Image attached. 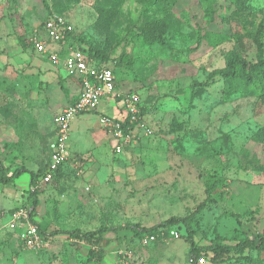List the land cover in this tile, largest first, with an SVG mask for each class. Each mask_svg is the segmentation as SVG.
Returning a JSON list of instances; mask_svg holds the SVG:
<instances>
[{"label": "rangeland", "instance_id": "obj_1", "mask_svg": "<svg viewBox=\"0 0 264 264\" xmlns=\"http://www.w3.org/2000/svg\"><path fill=\"white\" fill-rule=\"evenodd\" d=\"M52 12L79 46L110 59L130 54L117 69L119 90L139 96L148 132L136 127L118 147L97 113L85 112L69 126L67 160L42 182L56 151L53 115L71 96L56 64L32 66V40L45 37ZM263 18L264 0H0V165L37 174L34 185L29 172L0 184V264H191L184 224L147 243L148 233L125 226L186 217L209 185L210 201L187 221L196 242L264 237V90L227 92L231 82L212 75L231 57L255 62ZM260 40L264 49V29ZM17 212L44 229L39 247L23 244ZM102 226L118 229L92 242L65 233ZM197 264H264V251L208 254Z\"/></svg>", "mask_w": 264, "mask_h": 264}, {"label": "built area", "instance_id": "obj_2", "mask_svg": "<svg viewBox=\"0 0 264 264\" xmlns=\"http://www.w3.org/2000/svg\"><path fill=\"white\" fill-rule=\"evenodd\" d=\"M44 34L42 39L32 40L35 53L45 56L53 64L62 66L69 76L79 81L80 91L77 97L54 116L56 125V151L53 162L43 176L42 182L52 179L58 166L68 158L67 143L69 138V126L71 121L85 112L98 114L100 103L103 99L112 97L118 106L124 111L122 118L111 117L105 113L98 115L100 127L107 135L114 139L118 147L130 144L137 136L136 127L144 128L140 123L139 96L135 92H124L117 87L116 78L110 66H96L86 53L77 45L69 44L67 34L72 31V26L60 15L51 13L44 22ZM145 132H148L144 128ZM25 216L26 227L23 234V244L27 248L40 246L41 238L37 226L28 221L27 215L17 212L15 218ZM10 228L15 226L12 221ZM155 235L148 234L144 242L155 240Z\"/></svg>", "mask_w": 264, "mask_h": 264}, {"label": "trees", "instance_id": "obj_3", "mask_svg": "<svg viewBox=\"0 0 264 264\" xmlns=\"http://www.w3.org/2000/svg\"><path fill=\"white\" fill-rule=\"evenodd\" d=\"M263 22L264 18L262 19V23L258 28L257 36L254 39L257 50V55L254 63L248 64L241 57H231L227 61V64L224 68L213 71V76H221L231 82V86L227 88V92H231L232 90H235L237 88L249 86L250 84H254L256 88L264 90V81H261L262 79H264V49L263 44L260 40V33L264 29ZM67 38L71 46L77 45L84 53H86V55L91 60L94 61V64L96 66H110L115 75L117 87L121 88L117 79V69L130 62V54L123 52L119 56L110 59L107 55L101 53V51L95 49L89 43H87L89 46L86 44L85 47H83L82 45L79 46V44L77 42L75 43L74 41L73 29L70 33L67 34ZM144 113L145 111L143 109H140L139 115L142 116ZM23 172H29V184L34 185L37 179V174L35 172L26 170L23 167H17L10 172V170L3 165H0V184H9L14 182ZM45 173H43L41 176H44ZM214 188V185H209L206 188L205 200L197 206L193 213L189 214L186 217L171 216L148 228L141 227L137 223L125 227L138 236L144 235L145 233L156 236L159 235L162 228L184 224L187 231V238L190 244L189 253L191 257V264H197L200 259L207 258L208 254H211V259H217L220 256L227 255L232 252H242L246 249H258L264 251V237L257 234H253L251 236L246 235L243 238L234 241H227L220 237H215L214 239L208 241V243H200L195 241L193 232L190 229L187 221L192 216V214H194V212L199 210L210 201ZM37 193L38 191L36 189L30 191L29 198L32 206L36 203ZM29 214L32 218L34 210H30ZM31 222L37 226L39 236L46 235L42 227L36 224L32 219ZM117 229V227L102 226L88 232L77 229L65 233H67L71 238H82L88 242H92L109 233L116 231ZM59 233L63 232L54 231L53 233H50V235Z\"/></svg>", "mask_w": 264, "mask_h": 264}, {"label": "crops", "instance_id": "obj_4", "mask_svg": "<svg viewBox=\"0 0 264 264\" xmlns=\"http://www.w3.org/2000/svg\"><path fill=\"white\" fill-rule=\"evenodd\" d=\"M33 51V53L36 55L35 56V58H32V66L34 67V68H40V63H46V61L47 62H50V61H48V59L45 57V56H43V55H40V54H37V53H35L34 52V50H32ZM39 63V64H38ZM51 63V62H50ZM58 66V67H57ZM57 67V68H56ZM56 67H54L55 69V72L57 73V76H59L60 78H61V80H63V81H65V83L67 84V87H65L66 88V90H68V92H69V90H70V93H69V95H71L69 98H70V100L69 101H67L68 103L67 104H69V103H71L76 97H77V95H78V93H79V91H80V85H79V81L75 78V77H72V76H69L68 74H67V72H66V70L62 67V66H60V65H56ZM113 98L112 97H108V98H105V99H103L102 100V102L100 103V106H99V109H98V114H97V117H98V115L100 114V113H105V114H110V115H112V114H114L113 112H111V110L113 109L115 112L118 110V112H117V117H120V115L118 114V113H121L123 110L121 109V107L120 106H118V104H117V102L115 101V99H114V101H115V103H114V101L112 100ZM66 104V105H67ZM65 105V106H66ZM65 106H63V107H65ZM62 107V108H63ZM61 108V109H62ZM61 109L57 112V113H55L54 115H53V117L56 115V114H58L60 111H61ZM110 111V112H109ZM124 112V111H123ZM121 113L122 115L121 116H123L124 115V113ZM87 114H89V113H84V114H81V115H78L77 117H75L72 121H71V123L72 122H75L76 120H79V119H81V117L82 116H85V115H87ZM71 123H70V127H71ZM96 129H99V128H96ZM95 130V129H94ZM71 131V130H70Z\"/></svg>", "mask_w": 264, "mask_h": 264}]
</instances>
